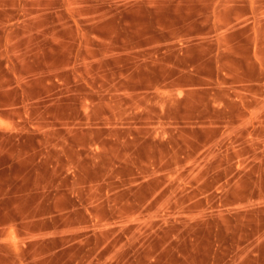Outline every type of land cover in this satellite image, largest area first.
Masks as SVG:
<instances>
[{
  "label": "rangeland",
  "instance_id": "1",
  "mask_svg": "<svg viewBox=\"0 0 264 264\" xmlns=\"http://www.w3.org/2000/svg\"><path fill=\"white\" fill-rule=\"evenodd\" d=\"M232 30L264 70V0H0V48L57 69L18 127L102 206L57 253L0 216V264H264V79L219 66Z\"/></svg>",
  "mask_w": 264,
  "mask_h": 264
},
{
  "label": "crops",
  "instance_id": "2",
  "mask_svg": "<svg viewBox=\"0 0 264 264\" xmlns=\"http://www.w3.org/2000/svg\"><path fill=\"white\" fill-rule=\"evenodd\" d=\"M227 9L232 7L224 6L220 11ZM219 41L223 43L218 54L219 66L234 84L263 81L264 70L253 56L252 33L232 30L222 34ZM258 51L264 55L262 46ZM40 56L38 51L11 53L3 45L0 48V121L14 126L0 127V216L11 218L9 225L16 228L18 235L61 241L52 250L57 253L68 245L66 239L70 234L92 225V215H98L102 206L83 204L75 189L65 188L64 179L55 177L52 163L43 156L41 134L18 127L22 119L20 109L52 91L51 81L42 74L57 69L41 66L37 61ZM27 72L31 77L27 78ZM25 203L27 214L21 211ZM21 224L26 226L24 231ZM38 224L43 226L38 228ZM43 243L30 240L22 249L33 252L35 245Z\"/></svg>",
  "mask_w": 264,
  "mask_h": 264
}]
</instances>
